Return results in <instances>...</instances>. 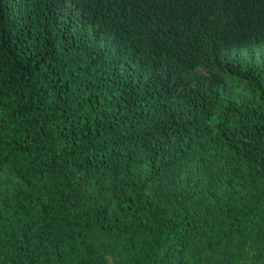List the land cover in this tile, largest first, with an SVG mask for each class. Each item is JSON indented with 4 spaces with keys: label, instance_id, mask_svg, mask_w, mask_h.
<instances>
[{
    "label": "trees",
    "instance_id": "trees-1",
    "mask_svg": "<svg viewBox=\"0 0 264 264\" xmlns=\"http://www.w3.org/2000/svg\"><path fill=\"white\" fill-rule=\"evenodd\" d=\"M0 264H264V0H0Z\"/></svg>",
    "mask_w": 264,
    "mask_h": 264
}]
</instances>
